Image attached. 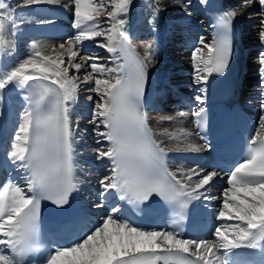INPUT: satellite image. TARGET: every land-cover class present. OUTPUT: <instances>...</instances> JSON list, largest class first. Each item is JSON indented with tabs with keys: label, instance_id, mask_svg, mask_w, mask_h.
Here are the masks:
<instances>
[{
	"label": "bare ground",
	"instance_id": "obj_1",
	"mask_svg": "<svg viewBox=\"0 0 264 264\" xmlns=\"http://www.w3.org/2000/svg\"><path fill=\"white\" fill-rule=\"evenodd\" d=\"M222 2L237 34L230 62L239 71L248 61L253 76H257L244 94V99H250L245 104L253 107L264 101V0ZM208 4L209 0H0V69L5 78L3 120L7 145H11L8 155L20 158L26 149L30 97L22 89L28 80L38 77L66 98L80 186L85 191L87 183L95 189L111 187V167L103 171L102 178L84 177L90 174L82 160L97 162L107 155L108 94L121 81L125 51L133 56L141 54L140 60L148 67L153 96L147 120L158 144L173 150L200 149L188 113L175 107V96H165L179 88L197 96L206 93V77L218 65V49L207 19ZM57 14L65 15L66 20L57 19ZM149 31L151 38L144 41L141 36ZM93 83L100 90L76 89L91 88ZM161 106L165 112H158ZM82 108L84 114L93 112L88 124L74 116L77 111L82 113ZM259 119L257 134L264 135V116ZM183 125L187 128L181 130ZM169 165L181 184L196 196L212 198L220 207L219 218L229 221L218 229L213 241L181 242L162 232H138L107 220L82 244L55 253L47 264H112L114 259L141 249L184 246L213 260L231 250L257 220H263L264 183L220 191L207 186L212 179L209 173L174 159ZM26 186L20 183L14 188L13 208L25 203ZM82 196L86 206L95 205L84 192ZM86 242L88 247L79 250ZM0 264L6 263L0 260Z\"/></svg>",
	"mask_w": 264,
	"mask_h": 264
},
{
	"label": "rangeland",
	"instance_id": "obj_2",
	"mask_svg": "<svg viewBox=\"0 0 264 264\" xmlns=\"http://www.w3.org/2000/svg\"><path fill=\"white\" fill-rule=\"evenodd\" d=\"M146 35V36H145ZM143 37H145V38H143V40L144 41H148L149 39L148 38H151L149 35H150V31H149V33L148 34H145ZM147 37V38H146ZM251 73V72H250ZM250 73H247V74H250ZM91 85V84H90ZM95 86V87H94ZM94 87V88H93ZM85 87H79V88H76V89H80V91L81 92H86V91H88V90H90V91H92L93 89L94 90H100V87L99 86H96L94 83H93V85H91V88H86V89H84ZM75 92H77L76 90H75ZM96 92H98V91H96ZM99 93V92H98ZM91 110H92V108H90ZM72 110H74V108L72 109ZM82 110H83V108H82ZM94 111V110H93ZM75 112V111H74ZM161 112H163V111H161ZM165 112V111H164ZM92 114H93V112H91V114H89V113H87V114H84V110H83V112L81 113H79L78 111L76 112V114H74L75 116H80V119L82 120L81 122L82 123H86V124H88L89 123V121L92 119ZM96 117H98V114H96ZM75 119V118H74ZM92 121V120H91ZM96 122V121H95ZM92 127V126H91ZM159 128H160V126H158ZM186 127L187 126H185V125H183L180 129L182 130V129H186ZM92 130L94 129V127H92L91 128ZM160 129H162V128H160ZM180 129H178V130H176V131H178V132H180L181 130ZM164 130V129H163ZM89 245H91V243L89 244ZM85 247H88V245L87 244H85L83 247H81L80 248V250H83Z\"/></svg>",
	"mask_w": 264,
	"mask_h": 264
}]
</instances>
